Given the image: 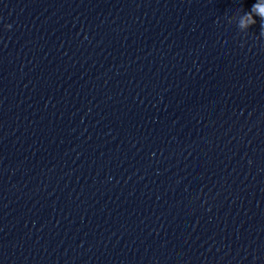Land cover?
<instances>
[{"label":"clouds","instance_id":"clouds-1","mask_svg":"<svg viewBox=\"0 0 264 264\" xmlns=\"http://www.w3.org/2000/svg\"><path fill=\"white\" fill-rule=\"evenodd\" d=\"M254 15L260 18L261 28L264 29V0H256V2L250 8V11L244 12L239 16L238 24L235 26L244 31L249 29L250 26L256 24ZM229 23H232V17L229 19ZM6 27L11 28V25H6ZM262 35H264V32H262Z\"/></svg>","mask_w":264,"mask_h":264}]
</instances>
